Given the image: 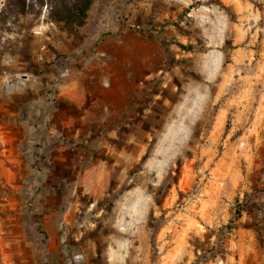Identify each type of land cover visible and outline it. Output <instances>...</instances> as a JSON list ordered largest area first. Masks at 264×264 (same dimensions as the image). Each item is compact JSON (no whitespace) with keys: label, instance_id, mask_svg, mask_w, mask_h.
Returning a JSON list of instances; mask_svg holds the SVG:
<instances>
[{"label":"rangeland","instance_id":"1","mask_svg":"<svg viewBox=\"0 0 264 264\" xmlns=\"http://www.w3.org/2000/svg\"><path fill=\"white\" fill-rule=\"evenodd\" d=\"M49 12L0 0V264H264V0Z\"/></svg>","mask_w":264,"mask_h":264},{"label":"crops","instance_id":"2","mask_svg":"<svg viewBox=\"0 0 264 264\" xmlns=\"http://www.w3.org/2000/svg\"><path fill=\"white\" fill-rule=\"evenodd\" d=\"M0 121H2V123L0 122V179L7 178L8 180L6 183L15 190V193H17L20 191V185L17 183L19 181L18 179L23 176V164L18 153L20 151L19 146L21 143L18 142L19 137L16 130L17 126L15 124L10 125L8 121L4 122L2 118H0ZM109 122H117V117L109 119ZM2 129L6 131H3ZM10 179L16 180L10 182ZM0 186H3L2 182H0ZM12 200L9 202L10 209L18 211L20 208L18 199L15 198ZM10 224L13 226L20 225V223H13L12 221H10ZM0 241L23 242L24 235L17 233H4L0 234Z\"/></svg>","mask_w":264,"mask_h":264},{"label":"trees","instance_id":"3","mask_svg":"<svg viewBox=\"0 0 264 264\" xmlns=\"http://www.w3.org/2000/svg\"><path fill=\"white\" fill-rule=\"evenodd\" d=\"M36 3L40 6L47 4L51 8L50 19L74 32L85 25L93 0H16V6L23 14H27Z\"/></svg>","mask_w":264,"mask_h":264}]
</instances>
